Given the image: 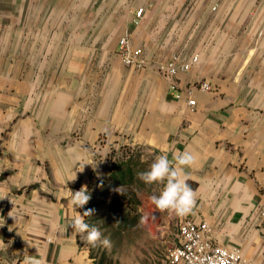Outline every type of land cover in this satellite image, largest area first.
I'll return each instance as SVG.
<instances>
[{
  "label": "crops",
  "instance_id": "obj_1",
  "mask_svg": "<svg viewBox=\"0 0 264 264\" xmlns=\"http://www.w3.org/2000/svg\"><path fill=\"white\" fill-rule=\"evenodd\" d=\"M127 34L144 68L123 62ZM122 147L192 153L196 204L178 224L206 221L264 264V0H0V264H96L69 191L89 193Z\"/></svg>",
  "mask_w": 264,
  "mask_h": 264
},
{
  "label": "rangeland",
  "instance_id": "obj_2",
  "mask_svg": "<svg viewBox=\"0 0 264 264\" xmlns=\"http://www.w3.org/2000/svg\"><path fill=\"white\" fill-rule=\"evenodd\" d=\"M105 158L98 168L99 182L96 178V183L91 185V199L81 210H95L85 221L97 226L102 238L110 239L111 247L98 244L93 248L79 234L81 246L88 250L96 264H170L169 252L178 243L177 216L160 212L151 202V197L159 195L163 186L146 185L137 175L148 170L157 157L141 149L122 147L111 150ZM119 167L122 171L117 176ZM118 192L127 193L132 203L125 199L124 211L113 215L111 201Z\"/></svg>",
  "mask_w": 264,
  "mask_h": 264
},
{
  "label": "clouds",
  "instance_id": "obj_3",
  "mask_svg": "<svg viewBox=\"0 0 264 264\" xmlns=\"http://www.w3.org/2000/svg\"><path fill=\"white\" fill-rule=\"evenodd\" d=\"M195 160L196 157L188 151L173 152L171 159L169 154L164 152L150 164L148 170L137 173L138 178L146 185L158 184L163 186L159 191V195L151 197L152 204L160 212L172 213L179 217L192 213L196 204V190H193L188 184L191 176L186 169H190ZM74 179L75 176L70 180ZM69 197L68 203L76 209L83 208L91 199L86 187H82L75 192L70 190ZM94 211V209L88 208L82 215L78 212L68 226L75 233L82 234L85 242L93 248L97 247L98 244L110 248V239L107 237L102 238L100 229L85 221V217H91ZM141 223H143V220H141ZM23 264H43V262L36 256L25 255Z\"/></svg>",
  "mask_w": 264,
  "mask_h": 264
},
{
  "label": "built area",
  "instance_id": "obj_4",
  "mask_svg": "<svg viewBox=\"0 0 264 264\" xmlns=\"http://www.w3.org/2000/svg\"><path fill=\"white\" fill-rule=\"evenodd\" d=\"M143 8L136 11V16L140 19L143 16ZM120 54L123 62L137 69L146 66V58L141 47L133 48L130 44L129 35H125L120 40ZM199 57L194 55L191 59L181 56H173L161 69L167 76H175L180 72L188 71L192 64L197 62ZM172 89L176 88L173 83ZM199 88L209 91L212 86L209 82L203 81ZM180 94H178V97ZM191 105L196 104L195 99H190ZM264 216V212H262ZM211 228L206 221L195 222L185 219L178 224L177 238L178 243L174 244L168 256L170 264H251L242 254L239 248H228L215 244L210 238Z\"/></svg>",
  "mask_w": 264,
  "mask_h": 264
},
{
  "label": "trees",
  "instance_id": "obj_5",
  "mask_svg": "<svg viewBox=\"0 0 264 264\" xmlns=\"http://www.w3.org/2000/svg\"><path fill=\"white\" fill-rule=\"evenodd\" d=\"M119 170H120V172L118 173L117 176H119L121 174L122 170L120 169V167H119ZM113 172L115 173V169H113ZM130 197H132V194ZM125 199H127L129 202L131 201V203H132V200L129 198L127 193L118 192L113 196L112 201H111V206H110L111 213L113 215H116L117 212L124 211Z\"/></svg>",
  "mask_w": 264,
  "mask_h": 264
}]
</instances>
